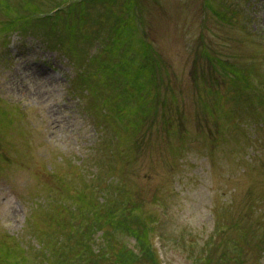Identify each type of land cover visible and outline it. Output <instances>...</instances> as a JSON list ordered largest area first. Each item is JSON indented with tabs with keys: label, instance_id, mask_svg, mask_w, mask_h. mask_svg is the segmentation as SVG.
<instances>
[{
	"label": "rangeland",
	"instance_id": "1",
	"mask_svg": "<svg viewBox=\"0 0 264 264\" xmlns=\"http://www.w3.org/2000/svg\"><path fill=\"white\" fill-rule=\"evenodd\" d=\"M75 22L66 41L50 25L0 35V264H14L7 244L21 264L79 263L87 222L69 228L92 214L75 220L73 196L113 180L147 211L167 205L151 235L161 264H195L189 247L264 264V0H92ZM137 54L158 69L152 90L103 65Z\"/></svg>",
	"mask_w": 264,
	"mask_h": 264
},
{
	"label": "trees",
	"instance_id": "2",
	"mask_svg": "<svg viewBox=\"0 0 264 264\" xmlns=\"http://www.w3.org/2000/svg\"><path fill=\"white\" fill-rule=\"evenodd\" d=\"M65 1L61 0L57 2V6L55 7H58V9L53 12V10H44L40 3L35 0H21L20 4L19 2L14 4L8 0H0V11L6 16V18L0 20V35L14 29H18L23 34L36 33L38 31L48 34L45 26L48 27L50 25L51 32L58 30L62 41L76 39L75 31L77 30V26L75 21L83 20L92 0H72L68 5L61 6V3L63 4ZM131 19L121 18L119 23L113 26L118 37L117 39L129 37L126 35L127 32L131 36L132 29H128ZM124 20L127 22L124 23ZM37 27H40L41 30L34 29ZM112 34L114 35L113 31ZM112 44L116 46L115 39ZM129 50H133V48ZM138 56L144 57V54L129 56V58L125 59L124 63H118L117 65L110 64L109 62H104L103 65H105L106 70L112 71L117 76L119 75L118 73L123 72L126 77L124 82L128 81L138 92L152 90L154 84L157 86L160 81L157 74L158 69L151 67L150 70L149 64L143 67V64L137 61ZM91 88L92 91L98 92L96 86L92 85ZM128 97H131V95H127ZM157 102L159 103V99H157ZM126 106L125 102H117L116 107L121 110V108ZM142 112L148 111L147 109H142ZM134 123L138 124V121L134 120ZM93 161L94 158L90 163ZM80 188L79 195L73 196L76 204L71 211L74 212V216L72 217L76 220L84 213L85 215L86 213H91L92 216H82L83 218L78 224L73 222L69 228H81L87 222L86 227L81 231L79 239V242L84 244V250H81L78 255L80 261L79 263L71 261L69 264H82L85 260L89 264H99L100 261H105L106 264H147L149 260V264H161L159 254H157L158 251L153 247L151 235L153 236V233L157 230V225H163L166 228V219L163 218V212L166 210L167 205L164 206L160 213L157 211H147L143 207L140 197H137V199L132 198V195L125 189L120 180L109 181L102 188H95V192L99 193V195L94 200L83 191V185ZM154 200L159 201V198L155 197ZM162 202L159 201L158 203L162 204ZM84 210L87 211L85 212ZM103 218H105V221L101 223ZM105 223L109 224V226L105 227ZM99 227L102 229L101 241L95 236L96 230ZM161 236L163 235L161 234ZM65 240L66 236L58 240V248L62 249V244ZM214 243L216 241L210 238L207 241L206 250L212 251L210 245ZM182 245H184V240H182ZM0 248L2 249V247ZM5 248L6 251L3 252H5L8 260H12L14 264H21V261L25 262L26 257L23 255V248L17 250L21 251L18 254L21 260L14 257L15 248L8 244ZM189 249V256L195 264H199V262L201 264H214L212 256L208 255V259L205 260L202 256L196 255V251L192 247H189ZM41 251L44 255H48V252H53L52 248H48L46 244ZM221 255L222 257H226L227 252H223ZM215 260H217V257Z\"/></svg>",
	"mask_w": 264,
	"mask_h": 264
}]
</instances>
